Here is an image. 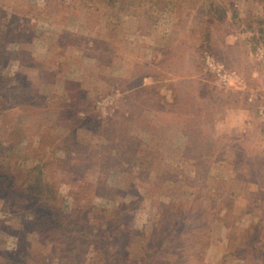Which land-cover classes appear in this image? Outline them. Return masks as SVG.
<instances>
[{"label":"rangeland","instance_id":"1","mask_svg":"<svg viewBox=\"0 0 264 264\" xmlns=\"http://www.w3.org/2000/svg\"><path fill=\"white\" fill-rule=\"evenodd\" d=\"M263 37L264 0H0V264H264Z\"/></svg>","mask_w":264,"mask_h":264},{"label":"trees","instance_id":"2","mask_svg":"<svg viewBox=\"0 0 264 264\" xmlns=\"http://www.w3.org/2000/svg\"><path fill=\"white\" fill-rule=\"evenodd\" d=\"M32 195L30 196L31 199H39L40 198V192L36 191L35 193H31ZM48 197L52 198L51 195ZM39 201V202H38ZM37 201V203L34 206L33 215L32 219L34 221V227L35 230L39 233H49L51 231H58V229H65L67 232L71 234H82L85 233V230L77 224L72 223V225L64 223L63 222H58L57 219L55 221V215H57V212L54 210L53 206L50 204H46L40 199ZM38 209V210H37ZM62 223V224H61ZM63 229V230H64ZM75 230V231H74ZM73 240L72 237H68L67 241L65 243V248H69V251H73L75 248H77L78 244H75V242H71ZM72 244V247H71ZM70 245V246H69ZM71 247V248H70Z\"/></svg>","mask_w":264,"mask_h":264},{"label":"built area","instance_id":"3","mask_svg":"<svg viewBox=\"0 0 264 264\" xmlns=\"http://www.w3.org/2000/svg\"><path fill=\"white\" fill-rule=\"evenodd\" d=\"M254 55L258 60L264 63V37L261 38V40L256 45ZM206 62L209 66L212 67V69L216 72V74L221 78L224 83L229 82L233 78L228 74H225L219 66L213 64L212 60L206 58ZM258 115L262 119L264 129V105L258 107Z\"/></svg>","mask_w":264,"mask_h":264},{"label":"crops","instance_id":"4","mask_svg":"<svg viewBox=\"0 0 264 264\" xmlns=\"http://www.w3.org/2000/svg\"><path fill=\"white\" fill-rule=\"evenodd\" d=\"M229 110L231 113L230 116L234 117L231 121L233 126L239 125L240 124L239 120L241 121L242 116H244V108L239 103H233L230 106ZM237 119H238V122L236 123Z\"/></svg>","mask_w":264,"mask_h":264}]
</instances>
